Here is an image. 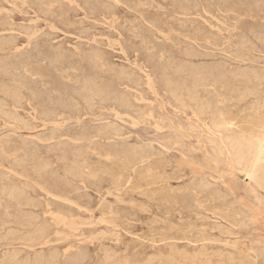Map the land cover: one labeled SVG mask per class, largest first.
Instances as JSON below:
<instances>
[{"label": "rangeland", "instance_id": "rangeland-1", "mask_svg": "<svg viewBox=\"0 0 264 264\" xmlns=\"http://www.w3.org/2000/svg\"><path fill=\"white\" fill-rule=\"evenodd\" d=\"M220 1L0 0V264H264V0Z\"/></svg>", "mask_w": 264, "mask_h": 264}, {"label": "bare ground", "instance_id": "bare-ground-1", "mask_svg": "<svg viewBox=\"0 0 264 264\" xmlns=\"http://www.w3.org/2000/svg\"><path fill=\"white\" fill-rule=\"evenodd\" d=\"M3 1H4V0H3ZM185 1H186V0H185ZM41 2H42V1H41ZM84 2H85V1H84ZM218 2H219V1H218ZM220 2H222V0H221ZM94 3H95V2H94ZM39 4H41V3H39ZM59 4H60V3H59ZM188 4H189V3H188ZM190 4H191V3H190ZM33 5H34V4H33ZM86 5H87V4H86ZM97 5H98V4H97ZM155 5H156V4H155ZM86 7H87V6H86ZM219 7H220V6H219ZM62 8H63V7H62ZM83 8H84V7H83ZM37 9H38V8H37ZM103 9H104V8H103ZM10 10H11V9H10ZM98 10H99V9H98ZM225 10H226V9H225ZM75 12H76V11H75ZM91 12H92V11H91ZM188 12H189V11H188ZM88 13H89V11H88ZM65 14H66V13H65ZM246 14H247V13H246ZM26 15H27V14H26ZM53 15H54V14H53ZM91 16H92V15H91ZM92 17H93V16H92ZM94 17H95V16H94ZM58 18H59V17H58ZM240 18H241V17H240ZM244 18H245V17H244ZM60 19H61V18H60ZM95 19H96V18H95ZM173 19H174V18H173ZM257 19H258V18H257ZM97 20H99V19H97ZM157 22H158V21H157ZM241 22H242V21H241ZM5 24H6V23H5ZM10 24H11V23H10ZM10 24H9V25H10ZM10 26H11V25H10ZM143 26H144V25H143ZM73 27H74V26H73ZM163 27H164V26H163ZM16 28H17V27H16ZM80 29H81V28H80ZM165 29H166V28H165ZM20 30H21V29H20ZM147 30H148V29H147ZM160 30H161V29H160ZM234 30H235V29H234ZM54 31H55V30H54ZM237 31H238V30H237ZM46 34H47V33H46ZM163 35H165V34H163ZM148 36H149V35H148ZM10 37H11V36H10ZM51 37H52V36H51ZM169 37H170V36H169ZM254 37H255V36H254ZM96 38H97V37H96ZM99 38H100V37H99ZM171 38H172V37H171ZM194 38H195V37H194ZM1 39H2V38H1ZM3 39H4V38H3ZM3 39H2V40H3ZM166 39H167V38H166ZM246 39H248V38H246ZM238 40H239V39H238ZM209 41H210V40H209ZM248 42H249V41H248ZM122 43H123V42H122ZM260 43H261V42H260ZM7 44H9V43H7ZM42 44H43V43H42ZM241 44H243V43H241ZM243 45H244V44H243ZM247 45H248V44H247ZM247 45H245V46H247ZM245 46H244V49H245ZM5 47H6V46H5ZM250 47H252V46H250ZM56 48H57V47H56ZM211 48H212V47H211ZM239 48H240V47H239ZM241 48H242V47H241ZM246 48H247V47H246ZM253 48H254V47H253ZM253 48H252V49H253ZM57 50H58V49H57ZM239 50H240V49H239ZM246 50H247V49H245V51H246ZM3 51H4V50H3ZM5 51H6V50H5ZM250 51H251V50H250ZM0 52H2V51H0ZM34 52H35V51H34ZM247 52H249V51L247 50ZM257 52H258V51H257ZM58 53H59V52H58ZM66 53H67V52H66ZM186 53H187V52H186ZM221 53H222V52H221ZM259 53H260V52H259ZM48 54H49V53H48ZM91 54H92V53H91ZM193 54H194V53H193ZM197 54H198V53H197ZM187 55H188V54H187ZM207 55H208V54H207ZM237 55H238V54H237ZM240 55H242V54L240 53ZM240 55H239V56H240ZM247 55H248V54H247ZM12 56H13V55H12ZM40 56H41V55H40ZM243 56H244V55H243ZM3 57H4V56H3ZM234 57H235V56H234ZM247 57H248V56H247ZM247 57H246V58H247ZM4 58H5V57H4ZM4 58H3V59H4ZM22 58H23V57H22ZM189 58H190V56H189ZM192 58H193V56H192ZM256 58H257V57H256ZM0 59H1V58H0ZM15 59H16V58H14V60H15ZM53 59H54V58H53ZM237 59H238V58H237ZM237 59L235 60V62L237 61ZM242 59H243V58H242ZM1 60H2V59H1ZM6 60H7V59H6ZM9 60H10V58L8 59V61H9ZM59 60H60V59H59ZM68 60H69V59H68ZM240 60H241V59H240ZM246 60H249V59H246ZM52 61H53V60H51V62H52ZM57 61H58V59H57ZM89 61H90V60H89ZM94 61H95V59H94ZM94 61H93V63H94ZM174 61H175V60H174ZM226 61H227V60H226ZM249 61H250V60H249ZM1 62L3 63V60L0 61V64H1ZM12 62H13V61H12ZM15 62H16V61H15ZM54 62H55V61H54ZM185 62H186V61H185ZM5 63H7V62L5 61ZM5 63H4V65H5ZM8 63L10 64V66L12 65L11 62H8ZM8 63H7V64H8ZM55 63H56V62H55ZM57 63H58V62H57ZM59 63H60V62H59ZM181 63H182V62H181ZM181 63H180V66H181ZM204 63H205V62H204ZM223 63H225V62H223ZM236 63H237V62H236ZM241 63H242V62H241ZM248 63H249V62H248ZM7 64H6V65H7ZM23 64H24V63H23ZM95 64H96V63H95ZM183 64H185V63L183 62ZM198 64H199V63H198ZM207 64H208V63H207ZM207 64H206V65H207ZM211 64H212V63H211ZM214 64H216V62H215ZM226 64H227V63H226ZM4 65H3L2 67H5V68L7 69L8 66L6 67V66H4ZM55 65H56V64H55ZM92 65H93V64H92ZM96 65H97V64H96ZM115 65H116V64H115ZM178 65H179V64H178ZM188 65H189V64H188ZM200 65H201V64H200ZM206 65H205L204 68H206ZM239 65H240V64H239ZM112 66H113V65H112ZM170 66H171V65H170ZM192 66L194 67V65H192ZM192 66L189 65V67H192ZM214 66H215V65H214ZM13 67H14V65H13ZM93 67H94V66H93ZM196 67H197V66H196ZM196 67H195V68H196ZM198 67H199V66H198ZM201 67H202V66H201ZM201 67H200V68H201ZM210 67H211V66H210ZM225 67H226V66H225ZM225 67H224V68H225ZM231 67H232V66H231ZM233 67H234V65H233ZM9 68H10V67H9ZM11 68H12V67H11ZM14 68H15V67H14ZM19 68H20V67H19ZM91 68H92V67H91ZM96 68H97V67H96ZM110 68H111V67H110ZM215 68H217V65H216ZM215 68H212V72H214V69H215ZM218 68H219V71L221 72L222 69L220 70V67H218ZM224 68H223V70H224ZM228 68H229V67H228ZM242 68H243V67H242ZM245 68H246V67H245ZM20 69H21V68H20ZM127 69H128V68H127ZM133 69H134V68H133ZM185 69H186V68H185ZM188 69H189V68H188ZM190 69H191V68H190ZM192 69H194V68H192ZM208 69H209V68H208ZM234 69H235V68H234ZM236 69H237V71L240 70V73H241V69H238V65H237V68H236ZM248 69H249V68H248ZM248 69L246 68L245 70H248ZM3 70H5V69L3 68ZM11 70H13V69H11ZM125 70H126V69H125ZM195 70H196V69H195ZM204 70H206V69H204ZM216 70H217V69H215V71H216ZM251 70H252V69H251ZM253 70H254V69H253ZM253 70H252V71H253ZM0 71H1V70H0ZM8 71H10V70H8ZM173 71H174V70H173ZM190 71L192 72L193 70H190ZM206 71H207V70H206ZM208 71H210V70H208ZM234 71H235V70H234ZM234 71H232V72H234ZM237 71H236V73H237ZM248 71H249V70H248ZM248 71H247V72H248ZM4 72H5V71H4ZM121 72H122V71H121ZM139 72H140V71H139ZM197 72H198V71H197ZM197 72H196V73H197ZM225 72H226V71H225ZM225 72H224V73H225ZM232 72L230 71V73H232ZM242 72H243V71H242ZM249 72H250V71H249ZM2 73H3V72H2ZM7 73H8V72H7ZM11 73H12V72H11ZM187 73H188V72H187ZM196 73L194 72V74H196ZM216 73H217V72H216ZM226 73H227V72H226ZM236 73H235V74H236ZM238 73H239V72H238ZM240 73H239V75H240V77H242ZM244 73H245V71H244ZM244 73H242V75H244ZM183 74H184V73H183ZM192 74H193V73H192ZM209 74H210V73H209ZM211 74L213 75V73H211ZM217 74H218V73H217ZM221 74H222V73H221ZM228 74H229V73H228ZM13 75H14V73H13ZM190 75H191V74H190ZM190 75H189V76H190ZM205 75H206V73H205ZM212 75H209V76H211V78H212ZM222 75H223V74H222ZM222 75H221V76H222ZM225 75H226V74H225ZM229 75H230V74H229ZM231 75H233V74H231ZM249 75H250V73H249ZM252 75L254 76V71H253V74H252ZM256 75H258V74H256ZM2 76H3V75H2ZM10 76H11V75H10ZM10 76H9V77H10ZM215 76H216V75H215ZM218 76H219V74H218ZM218 76H216V77H218ZM221 76H219V77H221ZM233 76H234V75H233ZM236 76H237V75H236ZM244 76L246 77V75H244ZM11 77H12V76H11ZM35 77H36V76H35ZM194 77H195V76H194ZM213 77H214V76H213ZM237 77H238V76H237ZM240 77H239V78H240ZM263 77H264V76H263ZM14 78H15V75H14ZM63 78H64V77H63ZM124 78H125V77H124ZM223 78H226V77H223ZM235 78H236V77H235ZM209 79H210V78H209ZM217 79H218V78H217ZM217 79H216V80H217ZM226 79H227V78H226ZM84 80H85V79H84ZM90 80H91V79H90ZM202 80H203V79H202ZM213 80H214V79H213ZM240 80H241V79H240ZM247 80H248V78H247ZM256 80H257V79H256ZM12 81H14V80H12ZM87 81H88V80H87ZM193 81L195 82V80H193ZM205 81H207V80H205ZM258 81H259V79H258ZM260 81H261V80H260ZM7 82H9V81H7ZM90 82H91V81H88V82H86V83H88V84L90 85ZM196 82H197V80H196ZM201 82H204V81H201ZM15 83H16V82H15ZM84 83H85V81H84ZM128 83H129V82H128ZM219 83H220V82H219ZM11 84H12V83H11ZM169 84L171 85V83H169ZM183 84H184V83H183ZM195 84H199V80H198V82L195 83ZM258 84H259V83H258ZM3 85H4V84H3ZM7 85H8V84H7ZM14 85H15V84H14ZM19 85H20V84H19V82H18V85H17V86H18V89H20V88L22 87V86H21V87L19 88ZM91 85H92V88H93V85H94V84H91ZM174 85H175V84H174ZM203 85H204V84H203ZM228 85H229V84H228ZM172 86H173V85H172ZM194 86H195V85H194ZM194 86H193V87H194ZM1 87H2V85H1ZM5 87H7V86H5ZM94 87H95V86H94ZM185 87H186V86H185ZM229 87H230V86H229ZM229 87H228V88H229ZM259 87H260V86H259ZM11 88H12V87H11ZM81 88H82V86H81ZM92 88H91V89H92ZM186 88H187V87H186ZM195 88H196V87H195ZM9 89H10V88H9ZM9 89L7 88V90H8V95H10V94L12 93V91H11V93L9 94V91H10ZM18 89H17V87H16L15 90L18 91ZM23 89H24V88H23ZM94 89H95V88H94ZM96 89H97V88H96ZM96 89H95V90H96ZM98 89H99V88H98ZM174 89H175V88H174ZM190 89L192 90V88H190ZM200 89H201V88H200ZM209 89H211V87H210ZM1 90H2V89H1ZM4 90H5V88H4ZM7 90H6V91H7ZM11 90H12V89H11ZM80 90H81V89H80ZM84 90H85V89H84ZM176 90H177V89H176ZM194 90H196V89H194ZM13 91H14V90H13ZM17 91H16V92H17ZM25 91H26V90H25ZM81 91H83V90H81ZM86 91H87V90H86ZM92 91L94 92V90H92ZM187 91H188V90H187ZM192 91H193V90H192ZM244 91H245V90H244ZM249 91H250V93H251V90H249ZM249 91H248V92H249ZM20 92H21V91H20ZM20 92H19V93H20ZM27 92H29V91L27 90ZM32 92H33V91H32ZM48 92H49V91H48ZM78 92H79V91H78ZM171 92H173V91H171ZM248 92H247V90H246V91H245V94H246V93H247V94H250V93H248ZM49 93H50V92H49ZM91 93H92V92H91ZM95 93H96V92H95ZM99 93H103V92L101 91V92H99ZM106 93H107V92H106ZM195 93H196V92H195ZM229 93H230V92H229ZM237 93H238V92H237ZM237 93H236V94H237ZM242 93H243V92H242ZM76 94H78V93H76ZM86 94H88V92H87ZM89 94H90V92H89ZM196 94H197V93H196ZM233 94H234V93H233ZM0 95H1V94H0ZM3 95H4V94H3ZM31 95H32V94H31ZM36 95H37V93H36ZM36 95H35V96H36ZM52 95H53V94H52ZM99 95H100V94H99ZM209 95H210V94H209ZM209 95H208V96H209ZM252 95H253V94H252ZM252 95H251V96H252ZM255 95H256V94H255ZM6 96H7V94H6ZM10 96H12V94H11ZM10 96H9V97H10ZM14 96H15L16 99L18 98V97H16V95H14ZM17 96H18V94H17ZM33 96H34V95H33ZM50 96H51V93H50ZM81 96H82V95H81ZM92 96H93V94H92ZM95 96H96V95H95ZM251 96L249 95V97H251ZM2 97L5 98V96H2ZM20 97H21V95H20ZM60 97H61V96H60ZM60 97H59V98H60ZM75 97H76V96H75ZM75 97H74V98H75ZM77 97H80V96L77 95ZM103 97H104V95H103ZM7 98H8V97H7ZM23 98H24V97H23ZM69 98H70V97H69ZM69 98H68V99H69ZM80 98H81V97H80ZM243 98H244V95H243ZM12 99H13V98H12ZM18 99H19V98H18ZM48 99L51 101V99L49 98V95H48ZM48 99H47V100H48ZM71 99H72V97H71ZM239 99H240V98H239ZM245 99H246V98H245ZM245 99H244V100H245ZM23 100H24V99H23ZM69 100H70V99H69ZM83 100H85V99L83 98ZM83 100L81 99V101H83ZM86 100H87V99H86ZM101 100H102V99H101ZM119 100H120V99H119ZM177 100H178V98H177ZM240 100H241V99H240ZM262 100H263V99H262ZM10 101H11V100H10ZM14 101H16V100H14ZM18 101H19V100H18ZM88 101H89V100H88ZM117 101H118V100H117ZM117 101H116V102H117ZM1 102H3V101H1ZM62 102H63V101H62ZM71 102H73V101H71ZM83 102H84V101H83ZM86 102H87V101H86ZM98 102H99V101H98ZM119 102H120V101H119ZM240 102H241V101H240ZM242 102H244V101H242ZM55 103H56V102H55ZM68 103H69V101H68ZM4 104H5V103H4ZM4 104H3V105H4ZM51 104H52V103H51ZM69 104H70V103H69ZM71 104H72V103H71ZM74 104H75V103H74ZM82 104H83V103H82ZM90 104H92V102H91ZM3 105H2V106H3ZM56 105H57V103H56ZM60 105H62V104H60ZM77 105H78V104H77ZM77 105H76V106H77ZM252 105H253V103H252ZM252 105H251L250 107H252ZM14 106H16V105H14ZM83 106H84V105H83ZM87 106H88V104H87ZM90 106H91V105H90ZM90 106H88V107H90ZM128 106H129V105H128ZM11 107H12V105H11ZM53 107H54V106H53ZM74 107H75V106H74ZM91 107H93V105H92ZM91 107H90V108H91ZM207 107H208V106H207ZM263 107H264V106H263ZM1 108H2V107H1ZM4 108H5V107H4ZM4 108H2V109H4ZM6 108H7V107H6ZM6 108H5V109H6ZM69 108H70V107H69ZM85 108H86V107H85ZM209 108H210V107H209ZM77 109H78V108H77ZM77 109H75V110H77ZM86 109H87V108H86ZM201 109H202V108H201ZM229 109H230V108H229ZM46 110H47V109H46ZM88 110H89V109H88ZM0 111H1V110H0ZM200 111H201V110H200ZM230 111H231V109H230ZM235 111H236V110H235ZM242 111H243V109H242ZM49 112H50V111H49ZM233 112H234V111H233ZM236 112H238V110H237ZM249 112H250V111H249ZM3 113H4V111H3ZM3 113H2V115H3ZM17 113H18V112H17ZM228 113H229V112H228ZM228 113H227V114H228ZM239 113H240V112H239ZM239 113H238V114H239ZM247 113H248V112H247ZM247 113H246V115H247ZM0 114H1V113H0ZM231 114H232V113H231ZM234 114H235V112H234ZM243 114H244V113H243ZM243 114H242V115H243ZM262 114H263V113H262ZM5 115H6V113H5ZM10 115H11V114H10ZM229 115H230V114H229ZM236 115H237V114H236ZM246 115H245V116H246ZM260 115H261V114H260ZM263 115H264V114H263ZM245 116H244V117H245ZM261 116H262V115H261ZM261 116H260V117H261ZM8 117H9V116H8ZM17 117H18V116H17ZM236 117H237V116H236ZM240 117H241V116H240ZM240 117L238 116V118H240ZM244 117H243V118H244ZM246 117H248V115H247ZM258 117H259V116H258ZM38 118H39V117H38ZM228 118H232V116H229ZM241 118H242V117H241ZM241 118H240V119H241ZM128 119H129V118H128ZM233 119H236V118H233ZM246 119H247V118H246ZM258 119H259V118H258ZM225 120H226V119H225ZM238 120H239V119H238ZM25 121H26V120H25ZM25 121H24V123H25ZM211 121H213V120H211ZM216 121H217V120H216ZM229 121H230V120H229ZM232 121H233V120H232ZM239 121H240V120H239ZM243 121H244V120H243ZM255 121H257V120H255ZM255 121H254V122H255ZM16 122H18V121H16ZM230 122H231V121H230ZM236 122H237V121H236ZM254 122H251V123L255 124ZM257 122H258V121H257ZM259 122L264 123L263 120H262V121L260 120ZM21 123H22V121H21ZM234 123H235V122H234ZM234 123H233V124H234ZM241 123H242V122H241ZM248 123H249V122H248ZM28 124H29V123H28ZM237 124H238V123H237ZM242 124H244V123H242ZM249 124H250V123H249ZM155 125H156V124H155ZM212 125H213V122H212ZM216 125H217V124H215L214 126H216ZM229 125H231V124H229ZM239 125H240V122H239ZM250 125H251V124H250ZM250 125H248V126H250ZM217 126H218V125H217ZM231 126H233V125H231ZM237 126H238V125H237ZM240 126H241V125H240ZM240 126H239V127H240ZM246 126H247V125H246ZM257 126H258V124H257ZM212 127H213V126H212ZM239 127H238V128H239ZM243 127H244V126H242V128H243ZM250 127H251V126H250ZM26 128H27V127H26ZM227 128H228V127H227ZM234 128H235V127H234ZM238 128H237V130H238ZM262 128H263V127H261L260 129H262ZM214 129L217 130V129H219V128H214ZM243 129L246 130V131H248L247 129H245V127H244ZM243 129H242V132H243ZM249 129H250V128H249ZM252 129L254 130V128H252ZM255 129H256V128H255ZM257 129H258V128H257ZM257 129H256V131L259 130V129H258V130H257ZM175 130H176V129H175ZM216 130H215V131H216ZM219 130H220V129H219ZM219 130H218V131H219ZM226 130H228V129H226ZM238 131H240V130H238ZM262 131H263V130H262ZM252 132H253V131H252ZM259 132H260V131H259ZM86 133H87V132H86ZM210 133H211V132H210ZM225 133H226V132H225ZM229 133H230V132H229ZM260 133H261V132H260ZM215 134H216V133H215ZM230 134H231V133H230ZM243 134H244V133H243ZM246 134H247V133H246ZM253 134H254V132H253ZM257 134H258V132H257ZM257 134H256L255 138H254V136L252 135V136H253V139L251 138V140L248 141V144H247V148H246V149L244 148V146L239 145V152H238V150H236V151L238 152L237 154L239 155V159H238V161L240 160L241 162H244L246 165H248V164L251 163V164L255 165V167H258L257 169H263V168H260L261 165L259 164V162H260L261 160L264 159V154H262V152H264V150L261 149V147L259 148V143H258V141H257V139H256ZM262 134H263V133H262ZM211 135H213V134H211ZM222 135H223V134H222ZM249 135H250V134H249ZM234 136H235V135H234ZM245 136H246V135H245ZM261 136H262V135H261ZM213 137H216V136H213ZM231 138H232V137H231ZM231 138H230V140H231ZM257 138H258V137H257ZM218 139H219V138H218ZM223 140H225L224 137H223ZM230 140H229V141H230ZM227 141H228V139H227ZM57 142H58V141H57ZM98 142H99V141H98ZM232 142H233V141H231V143H232ZM235 142H236V141H235ZM221 143H223V142H221ZM226 143H227V142H226ZM231 143H230V144H231ZM233 143H234V142H233ZM210 144H211V143H210ZM213 144H214V143H213ZM235 144H236V143H235ZM63 145H64V144H63ZM75 145H76V144H75ZM96 145H97V144H96ZM230 146H232V145H230ZM230 146H229V147H230ZM137 147H138V146H137ZM231 149H232V148H231ZM138 150H139V149H138ZM232 150H233V149H232ZM133 151H134V150H133ZM76 152H77V151H76ZM79 152H80V151H79ZM129 152H130V151H128V153H129ZM226 152H227V151H226ZM68 153H69V152H68ZM235 153H236V152H235ZM136 154H137V153H136ZM218 154H219V153H218ZM137 155H138V154H137ZM228 155H229V154H228ZM238 155H237V156H238ZM89 156H91V155H89ZM235 156H236V155H234V158H235ZM237 156H236V158H238ZM72 157H73V156H72ZM75 158H76V157H75ZM228 158H229V157H228ZM72 159H73V158H72ZM72 159H71V160H72ZM116 160H117V159H116ZM235 160L237 161V159H235ZM109 161H110V160H109ZM152 161H153V160H152ZM112 162H113V161H112ZM139 162H140V161H139ZM263 162H264V161H263ZM263 162H262V163H263ZM234 163H237V162H234ZM79 164H80V163H79ZM144 164H145V163H144ZM238 164H239V163H238ZM240 164H242V163H240ZM258 164H259L260 167L258 166ZM243 165H244V164H243ZM76 166H77V165H76ZM236 167H237V164H236ZM244 167H245V166H244ZM255 167H253V168H255ZM106 168H107V167H106ZM154 168H155V166H154ZM238 168H239V167H238ZM156 169H157V168H156ZM164 170H165V169H164ZM247 170H248V169H247ZM253 170H254V169H253ZM261 171H262V170H261ZM98 172H99V171H98ZM137 172H138V171H137ZM262 172H264V169H263ZM252 173H253V175H254V172H252ZM69 174H70V173H69ZM116 174H117V173H116ZM144 174H145V173H144ZM250 174H251V173H250ZM261 174H262V173H261ZM114 175H115V174H114ZM142 175H143V174H142ZM154 175H155V174H154ZM255 175H256V174H255ZM257 175H258V174H257ZM257 175H256V176H257ZM127 176H128V175H127ZM144 176H145V175H144ZM251 176H252V175H251ZM256 176H255V179H256ZM137 177H138V176H137ZM140 177H141V176H140ZM149 177H151V176H149ZM106 178H107V177H106ZM111 178H112V177H111ZM111 178H110V179H111ZM261 178H263V180H264V177H261ZM123 179H124V178H123ZM133 179H134V177H133ZM133 179H132V180H133ZM258 180H259V178H258ZM261 180H262V179H261ZM255 181H256V180H255ZM259 181H260V180H259ZM1 182H2V181H1ZM114 182H115V181H114ZM161 182H162V181H161ZM263 182H264V181H263ZM11 183H12V182H11ZM132 183H133V182H132ZM149 183H150V182H149ZM118 184H119V183H118ZM259 184H260V183H258V186H259ZM4 185H5V184H4ZM20 185H21V184H20ZM122 185H123V184H122ZM136 185H137V184H136ZM145 185H146V184H145ZM263 185H264V184H263ZM116 186H117V185H116ZM2 187H3V186H2ZM20 187H21V186H20ZM189 187H190V186H189ZM0 188H1V187H0ZM4 188H5V187H4ZM7 188H8V187H7ZM10 188H11V187H10ZM128 188H129V187H128ZM161 188H162V187H161ZM173 188H174V187H173ZM13 189H14V188H13ZM17 189H18V188H17ZM117 189H118V188H117ZM131 189H132V188H131ZM188 189H189V188H188ZM91 190H92V189H91ZM142 190H143V189H142ZM144 190H145V189H144ZM9 191H10V190H9ZM110 191H111V190H110ZM3 192H4V190H3ZM6 192H7V191H6ZM6 192H5V193H6ZM18 192H19V190H18ZM78 192H79V191H78ZM127 192H128V191H127ZM133 192H134V191H133ZM0 193H2V191H1ZM15 193H16V192H15ZM151 193H152V192H151ZM126 194H127V193H126ZM141 194H142V193H141ZM9 195H10V194H9ZM9 195H8V196H9ZM14 195H15V194H14ZM16 195H17V194H16ZM133 195H134V194H133ZM145 195H146V194H145ZM1 196H2V194H1ZM107 196H108V195H107ZM111 197H112V196H111ZM9 198H12V197L9 196ZM208 198H209V197H208ZM18 199H19V198H18ZM21 199H22V198H21ZM11 201H12V200H11ZM13 201H14V200H13ZM124 201H125V200H124ZM255 201H256V200H255ZM261 202H262V201H261ZM108 203H109V202H108ZM154 203H155V202H154ZM105 204H106V203H105ZM16 205H17V204H16ZM90 205H91V204H90ZM155 205H156V204H155ZM106 206H107V204H106ZM17 207H18V206H17ZM136 208H137V207H136ZM139 208H140V207H138V209H139ZM146 208H147V207H146ZM21 209H22V208H21ZM5 210H6V209H5ZM44 211H45V210H44ZM109 212H110V211H109ZM107 213H108V212H107ZM115 214H116V213H115ZM182 216H183V215H182ZM102 217H103V216H102ZM108 217H109V216H108ZM114 217H115V216H114ZM180 217H181V216H180ZM104 218H105V217H104ZM111 218H112V217H111ZM115 219H116V218H115ZM124 219H125V218H124ZM171 219H172V218H171ZM112 220H113V219H112ZM125 220H126V219H125ZM149 220H150V219H149ZM109 221H110V220H109ZM123 221H124V220H123ZM171 221H172V220H171ZM248 221H249V220H248ZM84 225H85V224H84ZM163 225H164V224H163ZM169 225H170V224H169ZM204 225H205V224H204ZM238 226H239V225H238ZM119 227H120V226H119ZM185 227H186V226H185ZM156 228H157V227H156ZM93 229H94V228H93ZM81 230H82V229H81ZM196 230H197V229H196ZM224 231H225V230H224ZM108 232H109V231H108ZM160 232H161V231H160ZM228 232H229V231H228ZM228 232H227V234H228ZM200 233H201V232H200ZM185 234H186V233H185ZM202 234H203V233H202ZM0 235H1V234H0ZM5 235H6V234H5ZM166 235H167V234H166ZM190 235H191V233H190ZM107 236H108V235H107ZM183 236H184V235H183ZM109 238H110V237H109ZM154 238H155V237H154ZM168 240H169V239H168ZM201 241H202V240H201ZM135 242H136V241H135ZM148 245H149V244H148ZM175 245H176V244H175ZM195 245H196V244H195ZM225 245H226V244H225ZM163 246H164V245H163ZM167 246H168V245H167ZM173 246H174V245H173ZM173 246H172V247H173ZM169 247H170V246H169ZM170 248H171V247H170ZM175 248H176V247H175ZM205 249H206V248H205ZM176 250H177V248H176ZM180 250H181V249H180ZM199 250H200V249H199ZM174 251H175V250H174ZM184 251H185V250H184ZM12 252H13V251H12ZM177 252H178V251H177ZM204 252H206V251L204 250ZM40 253H41V252H40ZM178 253H180V252H178ZM178 253H177V254H178ZM194 253H195V252H194ZM198 253H199V252H197V255H198ZM206 253H207V252H206ZM103 254H104V252H103ZM175 254H176V251H175L174 255H175ZM183 254H184V253H183ZM185 254H186V253H185ZM217 254H218V253H217ZM174 255H173V258H174ZM187 255H188V254H187ZM189 255H190V254H189ZM193 255L196 256V253L193 254ZM200 255L203 256V254H200ZM129 256H130V255H129ZM160 256H161V255H160ZM184 256H185V255H184ZM236 256H237V255H236ZM254 256H255V255H254ZM151 257H152V255H151ZM158 257H159V256H158ZM161 257H162V256H161ZM165 257H166V256H165ZM180 257H181V256H180ZM187 257H189V256H186V258H187ZM198 257L200 258L201 256H198ZM219 257H220V256H219ZM153 258H154V255H153ZM170 258H172V257H170V255H169V258L167 257V259L171 260ZM178 258H179V257H178ZM181 258H182V257H181ZM190 258H191V257H190ZM193 258H194V261L197 259V257H196V259H195V257H193ZM201 258H203V257H201ZM206 258H208V257H206ZM209 258H210V257H209ZM3 259H4V258H3ZM48 259H49V258H48ZM108 259H109V258H108ZM111 259H112V257H111ZM123 259H124V257H123ZM157 259H159V258H157ZM212 259H213V258H212ZM234 259H235V258H234ZM32 260H33V259H32ZM109 260H110V259H109ZM126 260H127V259H126ZM155 260H156V259H155ZM173 260H174V259H173ZM173 260H172V263H173ZM187 260H188V258L186 259V262H187ZM189 260H190V259H189ZM189 260H188V263H189ZM200 260H201V259H200ZM55 261H56V260H55ZM101 261H102V260H101ZM166 261H167V260H166ZM183 261H184V258H183ZM191 261L193 262V260H191ZM196 261H197V260H196ZM210 261H211V260H210ZM219 261H220V260H219ZM47 262H48V264H54L53 262H51V260H50V261H47ZM108 262H110V261H108ZM123 262H124V261H123ZM146 262H147V261H146ZM146 262H145V264H146ZM151 262H152V261H151ZM170 262H171V261H170ZM170 262H169V264H170ZM174 262H175V261H174ZM199 262H200V261H199ZM233 262H234V261H233ZM164 263H165V262H164ZM166 263H167V262H166ZM166 263H165V264H166ZM21 264H22V263H21ZM23 264H24V263H23ZM25 264H26V262H25ZM117 264H118V263H117ZM120 264H121V263H120ZM122 264H123V263H122ZM175 264H177V263H175ZM178 264H179V263H178ZM185 264H186V263H185ZM194 264H195V263H194ZM201 264H202V263H201ZM255 264H256V263H255Z\"/></svg>", "mask_w": 264, "mask_h": 264}]
</instances>
